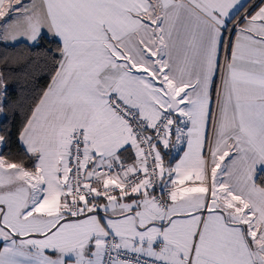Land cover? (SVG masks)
I'll return each instance as SVG.
<instances>
[{"label":"snow or ice","instance_id":"obj_1","mask_svg":"<svg viewBox=\"0 0 264 264\" xmlns=\"http://www.w3.org/2000/svg\"><path fill=\"white\" fill-rule=\"evenodd\" d=\"M0 264H264V0H0Z\"/></svg>","mask_w":264,"mask_h":264},{"label":"crops","instance_id":"obj_2","mask_svg":"<svg viewBox=\"0 0 264 264\" xmlns=\"http://www.w3.org/2000/svg\"><path fill=\"white\" fill-rule=\"evenodd\" d=\"M166 151H168V150H166ZM171 152H172V158L169 159V158L166 157V161H167L166 163H170L169 161H172L171 163L178 162V157L181 156L182 153L176 152L175 149H172Z\"/></svg>","mask_w":264,"mask_h":264},{"label":"trees","instance_id":"obj_3","mask_svg":"<svg viewBox=\"0 0 264 264\" xmlns=\"http://www.w3.org/2000/svg\"><path fill=\"white\" fill-rule=\"evenodd\" d=\"M40 83L43 84V83H44V80H41ZM11 99H12L13 101L17 100V96H16L15 94H13V96L11 97ZM12 150H13V151L16 150V146H15V145H13ZM166 162H167V161H166ZM169 162L171 163L172 161H169Z\"/></svg>","mask_w":264,"mask_h":264}]
</instances>
